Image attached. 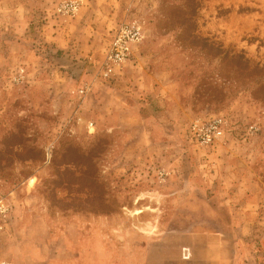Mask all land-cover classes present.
<instances>
[{
  "label": "rangeland",
  "instance_id": "rangeland-1",
  "mask_svg": "<svg viewBox=\"0 0 264 264\" xmlns=\"http://www.w3.org/2000/svg\"><path fill=\"white\" fill-rule=\"evenodd\" d=\"M62 1L0 0V264H189L191 233L233 223L201 221L216 192L188 184L239 169L264 187V0ZM124 22L143 38L109 71ZM56 23L77 24L76 52L47 38ZM220 114L223 139L191 138Z\"/></svg>",
  "mask_w": 264,
  "mask_h": 264
},
{
  "label": "crops",
  "instance_id": "crops-1",
  "mask_svg": "<svg viewBox=\"0 0 264 264\" xmlns=\"http://www.w3.org/2000/svg\"><path fill=\"white\" fill-rule=\"evenodd\" d=\"M76 25L56 23L52 29L48 28L50 31L46 34L47 38L57 49L70 48L76 52L78 44L74 42L77 34ZM135 90V86L129 87L128 93L125 91L124 94L131 95ZM122 109L131 111L133 106L126 102ZM232 173L234 180H227L222 172H218L217 179L210 184L189 183L187 186L192 192L197 190H203L206 194L209 190L216 192L214 196L206 198L211 213L205 215L201 221H215L217 216L222 215L223 209L228 208L230 213L226 219L233 223L230 229L216 227L210 231L191 233L192 244L189 252L191 258L187 259L189 264H264V249L259 247L264 244V233H258L256 227L259 226L255 224L257 215L264 221V204H260L261 199L257 196L252 197L248 194L251 189L264 190V187L259 182L250 181L247 172L244 175L245 172L242 170L234 169ZM241 194L242 197L239 198L237 195ZM41 234L43 246H49L54 242L50 233ZM39 257L37 255L38 260Z\"/></svg>",
  "mask_w": 264,
  "mask_h": 264
},
{
  "label": "built area",
  "instance_id": "built-area-1",
  "mask_svg": "<svg viewBox=\"0 0 264 264\" xmlns=\"http://www.w3.org/2000/svg\"><path fill=\"white\" fill-rule=\"evenodd\" d=\"M81 0H64L59 5V11L64 14H74L81 5ZM143 38L141 26L134 22L122 23L114 32L105 65L109 71L112 66H122L136 49ZM109 75V72H105ZM226 120L222 114L204 119H198L190 125L191 138L200 144H214L225 136ZM253 127V126H252ZM11 206L6 197L0 196V233L7 225ZM1 264H11L4 261Z\"/></svg>",
  "mask_w": 264,
  "mask_h": 264
}]
</instances>
